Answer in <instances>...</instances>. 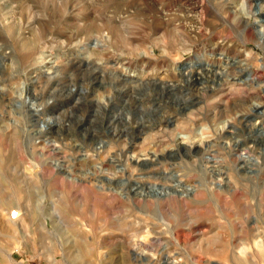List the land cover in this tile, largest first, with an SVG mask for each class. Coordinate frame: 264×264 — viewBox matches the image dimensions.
<instances>
[{
    "label": "rangeland",
    "instance_id": "obj_1",
    "mask_svg": "<svg viewBox=\"0 0 264 264\" xmlns=\"http://www.w3.org/2000/svg\"><path fill=\"white\" fill-rule=\"evenodd\" d=\"M0 264H264V0H0Z\"/></svg>",
    "mask_w": 264,
    "mask_h": 264
},
{
    "label": "bare ground",
    "instance_id": "obj_2",
    "mask_svg": "<svg viewBox=\"0 0 264 264\" xmlns=\"http://www.w3.org/2000/svg\"><path fill=\"white\" fill-rule=\"evenodd\" d=\"M200 4V3H199ZM194 5H196L194 3ZM200 6V5H199ZM188 10V9H187ZM193 12V11H192ZM196 13V12H195ZM197 14V13H196ZM199 63L198 62H192V63H189V64H186L183 68H182V71H183V75H188V76H191L192 73H193V69L194 67H196ZM251 74V73H250ZM251 77V76H250ZM249 77V78H250ZM256 78V77H255ZM255 80V79H254ZM247 81V80H246ZM222 87V86H221ZM257 106V105H256ZM177 184L179 185L180 182L177 181Z\"/></svg>",
    "mask_w": 264,
    "mask_h": 264
}]
</instances>
